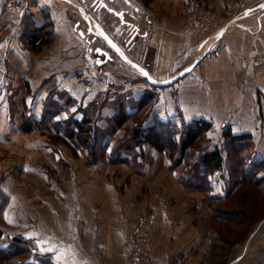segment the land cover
Masks as SVG:
<instances>
[{"label": "crops", "instance_id": "0c3cea01", "mask_svg": "<svg viewBox=\"0 0 264 264\" xmlns=\"http://www.w3.org/2000/svg\"><path fill=\"white\" fill-rule=\"evenodd\" d=\"M137 1L148 13L149 20L143 25L145 35L136 42L137 56L132 52L135 46L130 56L141 60L150 71H160V75H155L163 79L182 67L216 26L263 0H157L155 8L150 7L151 2L148 5L143 0ZM199 2L216 10L223 21L216 26L196 27L190 20V8ZM40 9L51 11L54 37L68 31L79 45L75 42L73 47L63 48L68 60L63 57L62 66L56 72L66 71L67 74L63 73L62 77L54 74V85L58 87L46 88L48 77L32 81L33 90L23 98L25 123H35L34 118H44L49 123L52 118H59L53 123L56 131L54 127L50 130L52 134L65 136V142H57L53 137L57 144L47 142L43 146L47 147V152L56 154L59 168L64 151L71 156L68 164L80 170L79 174L69 172L54 176L57 189L51 186L53 192L50 193L49 188L47 194L51 196V205L56 197V205L47 213L43 208L41 228L27 234L31 236L34 252L32 264H38L39 258H47L53 264H127V239L147 206L155 214L150 225L153 245L148 264H208L211 215L199 195V192L204 193L193 181L182 183L179 180L170 157L163 151L148 148L141 155L138 145L116 143L118 136L124 133L121 128L111 132L110 119L117 111L115 101L124 99L126 111L133 113L142 92H128L134 86L127 84L128 80L115 68L117 64L107 62L97 67L84 58L82 42L73 33L63 8L51 0H29L25 16L18 19L12 10V0H0L2 51H8V59L11 55L12 60H21L19 55L26 51L18 45V30L21 31L23 18L29 13L33 24L40 26L43 22ZM65 25L68 30H64ZM8 28L11 29L7 32ZM259 54L262 60L254 58ZM189 73L183 76L185 79L179 86L173 87L175 92L158 98L145 125L155 118L179 125L201 117L210 120L215 128V122L239 115L248 103L254 104L255 110L261 105L264 108V11L248 15L238 25L227 28ZM66 75L70 78L66 79ZM5 80L2 74L0 87L4 91L8 88ZM117 91L125 97L116 98ZM250 117L255 119L257 114ZM83 118L92 120L94 135L101 140L98 143L95 138L94 145L89 142L93 147L88 149L66 135L70 130L76 133L75 123ZM260 125L257 121L249 129H239L232 123L231 129L253 138L264 134ZM212 132L208 131L209 137ZM253 150L252 159L264 160V152H260L264 150V142ZM113 165L128 166L132 171L112 176ZM221 181L216 183V190ZM188 190L190 192H186ZM6 246L0 240V247ZM226 264H264V217L252 227L245 240L231 249Z\"/></svg>", "mask_w": 264, "mask_h": 264}, {"label": "rangeland", "instance_id": "374dc122", "mask_svg": "<svg viewBox=\"0 0 264 264\" xmlns=\"http://www.w3.org/2000/svg\"><path fill=\"white\" fill-rule=\"evenodd\" d=\"M143 1H145V3L148 5L151 2L150 7L155 8L153 6L157 0ZM199 4L207 7L204 3L199 2ZM209 9L213 10L211 8ZM47 11L49 15L52 16V13H50L51 11ZM213 11L218 14L216 10ZM23 14L25 16V13ZM40 14L43 19L42 12H40ZM30 15L31 14L29 13L27 18H23V22L20 26L21 31L18 30L20 32L17 37L18 45L22 50L26 51V53L23 55L19 53V56H22L23 59L21 58L20 60L17 57L18 59L13 58L15 60L14 61L11 59V55L8 59V51H5V53L2 51L4 43L2 40H0V43L2 42L0 47V78L3 74L6 78L5 82L7 83L8 87L5 91L1 90L0 87V240L2 243L5 242L7 248H10L12 246L13 237H23L26 242L30 244V246H28L32 253L31 255H33L34 252L32 250L33 247L31 246V236H28L27 234H30L31 230L36 231L41 228L43 214L42 209L44 208L47 213L50 211L52 205H56V197L54 198L55 202L51 205V196L47 194L49 192V188L50 193L53 192L51 186L57 189V182L54 176L59 177L58 175H66L69 172L71 175L79 174L80 168L68 164V160L71 159V156L69 155V152L65 153L64 151H62L63 161L60 163L59 168L57 166L56 154H54L52 151L47 152V147L43 146V144H47V142L50 144H57L58 141L60 143L65 142V136L58 133L52 134L50 130V127H56L53 125V123L58 121L59 118H52L50 123L44 118L39 120L34 118L32 120H34L35 123L30 125L25 123L26 106L23 102V98L26 94H29L31 90H33L31 86L32 81H37L40 79L44 80L48 77L49 80L47 81L46 88L54 87V74H60V77L63 76V73L67 74L66 71L56 72V69H58L60 65L62 66L64 61L63 57H65V61L68 60V55L63 53V48H67L65 47L67 45L68 48L73 47V44L76 42V40L74 42V39L68 31H64L65 37L64 34L63 36H61V34H57V36L54 37V33L53 36L47 35L48 38H46V35L42 37L41 28H45L42 29L43 31L48 30L49 27H42L41 24L40 26H38V24L37 26H34L33 21L30 19ZM218 15L221 16V14ZM26 21H29V23ZM44 22L45 20L43 19V23ZM34 28H36V30ZM10 29L8 28L6 31H9ZM28 30H34V39H36L34 44L31 43V38L27 35ZM64 30H68L66 25L64 26ZM6 39H4V42ZM43 39H45V41ZM42 40L46 43L42 45L41 49H36V46L43 42ZM76 44L78 43L76 42ZM132 50L131 51L136 57V46ZM57 52H59L58 56ZM185 61L188 62L189 58ZM30 63H33V65ZM116 67L119 69L121 76L128 80L127 84L134 86V89L128 91L129 93L133 94V92H135V94H140V92H142L140 100L144 93H152V99L154 100L148 109L149 112H151V110L156 107V102L159 97H163L172 91L175 92L174 88L179 86L182 83L181 81L185 79V77H183L168 86L157 87L150 85L147 83L145 78L141 76L139 77L138 74L132 72L130 69L118 62L115 68ZM152 72L156 75H160V71L155 70ZM189 75H191V73H189ZM65 78L67 79L70 77L66 75ZM28 79L29 81L27 82ZM48 83L51 84L48 85ZM55 87L58 86L56 85ZM8 93L9 97L7 96ZM132 94L130 95L132 96ZM119 97L124 98L125 94L122 96L118 92L116 98ZM116 103L117 102L115 101V105ZM261 106L263 107V105ZM261 106H259L256 111L254 104H246L242 111H240L239 115H237V113L235 114L244 120H239V118H234L235 115L234 117L231 115L229 118H224L222 121H214L215 128H211L213 132L211 133L212 137L210 136L212 142L221 141L222 130L224 126L222 123L229 125L231 123V126L232 123H235V125H237L236 128L239 127L240 129V127H242L249 129L250 126L258 121V124L260 125L261 123L262 125L260 126L264 128V117L262 116V114H264V108ZM55 110L58 111V109ZM144 110L145 109L142 108V112H144ZM255 114H257V118L254 119L253 117H250V115ZM45 123L47 125H45ZM122 131L124 133L125 129L121 127V132ZM254 131L256 130L254 129ZM55 135H59L60 137H56ZM259 135L260 136L253 135L254 137L248 141L249 147L246 149V152L250 150V153L253 154L255 151L253 148H256L257 144L259 146V144L264 142V134L260 133ZM53 137L57 140V142L54 141ZM119 137L120 136H118V138ZM88 148L89 147L87 146L86 149ZM260 152H264V150H261ZM81 154H83V152ZM165 154L169 156L167 153ZM184 165L185 164H182L180 167L181 171ZM117 170L118 174H116ZM131 171L132 170L128 166L113 165L110 173L112 176H123V174L126 175ZM186 192L190 191L188 190ZM199 193L198 194L201 196L200 198H203L205 201L208 208L207 210L209 211L212 219L211 210L206 202L205 195H203L201 192ZM149 210H151V207L147 206L145 211ZM38 248L40 250L42 249L41 246H38Z\"/></svg>", "mask_w": 264, "mask_h": 264}, {"label": "trees", "instance_id": "16d2710c", "mask_svg": "<svg viewBox=\"0 0 264 264\" xmlns=\"http://www.w3.org/2000/svg\"><path fill=\"white\" fill-rule=\"evenodd\" d=\"M46 11L41 9L45 20L41 26L49 28L43 31L45 28H41V35L48 38L47 35L53 36L54 27L52 17ZM27 35L34 44V30H28ZM44 41L36 49H41L46 43ZM152 96L151 92L144 93L133 113L126 111L124 99L119 100L117 111L110 119L111 132L124 128V134L117 138L116 143L121 146L129 143L138 145L141 155L148 148L167 153L179 180L182 183L193 181L204 193L212 214L208 231V264H226L231 249L245 240L252 227L264 217V160H254L250 150L246 152L251 135L234 133L229 124H223L220 142H212L208 131L213 124L201 117L182 121L179 125L155 118L145 125L148 109L154 100ZM75 125L77 132L70 130L66 135L83 148L89 142L94 145L96 137L92 120L83 118ZM97 141L99 143L101 140ZM182 164L185 165L181 171ZM219 180L222 183L216 190L215 185ZM31 254L26 240L15 236L10 248L0 247V264H32ZM38 264L53 263L47 258H39Z\"/></svg>", "mask_w": 264, "mask_h": 264}, {"label": "water", "instance_id": "95a60500", "mask_svg": "<svg viewBox=\"0 0 264 264\" xmlns=\"http://www.w3.org/2000/svg\"><path fill=\"white\" fill-rule=\"evenodd\" d=\"M57 2L71 22V29L82 42L84 58L97 67L107 62L120 63L157 87L168 86L187 73L218 42L230 26L248 15L261 12L264 0L253 7L244 8L235 16L215 27V30L197 47L189 61L159 79L142 61L130 56V51L139 37L145 35L143 25L149 17L137 0H51Z\"/></svg>", "mask_w": 264, "mask_h": 264}, {"label": "built area", "instance_id": "2783aa9c", "mask_svg": "<svg viewBox=\"0 0 264 264\" xmlns=\"http://www.w3.org/2000/svg\"><path fill=\"white\" fill-rule=\"evenodd\" d=\"M29 0H12V10L20 19L27 8ZM190 20L198 28L216 26L223 21L213 10L195 3L190 8ZM256 60H262V55H256ZM154 211H145L134 225L126 242L127 264H148L153 241L150 233V225L154 217Z\"/></svg>", "mask_w": 264, "mask_h": 264}]
</instances>
